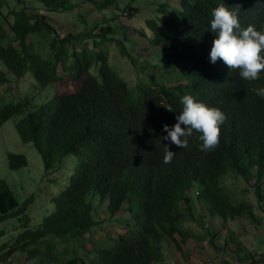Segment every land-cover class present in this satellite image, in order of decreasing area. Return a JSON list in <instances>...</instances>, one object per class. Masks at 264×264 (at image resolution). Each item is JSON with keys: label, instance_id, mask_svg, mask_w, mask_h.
Returning <instances> with one entry per match:
<instances>
[{"label": "trees", "instance_id": "1", "mask_svg": "<svg viewBox=\"0 0 264 264\" xmlns=\"http://www.w3.org/2000/svg\"><path fill=\"white\" fill-rule=\"evenodd\" d=\"M139 1L0 0V60L7 69L0 70V101L11 76L17 83L33 77V89L0 109V129L20 117L21 141L39 152L50 173L70 156L77 159L38 226L36 196L20 203L0 178V223L18 219L22 229L0 248V264H14L19 253L37 264H165L176 256L170 243L183 252L190 239L210 243L222 260L264 264V249L248 247L234 229L262 230L264 248V98L254 91L264 87V72L244 81L209 56L211 11L223 5L237 13L242 28L264 30V0H156L150 20L142 18ZM82 4L89 11L79 15V30L50 16ZM94 11L112 17L87 22ZM132 29L155 49L143 63L125 42ZM113 45L136 69L133 87L110 64ZM64 77L81 81L80 89L57 94ZM186 94L226 114L211 151L200 150L198 134L186 148L164 139L163 125L177 122ZM165 145L175 152L168 164ZM8 165L20 171L29 160L9 153ZM113 227L124 232L113 234ZM98 229L105 241L95 237ZM222 229L225 246L218 247Z\"/></svg>", "mask_w": 264, "mask_h": 264}, {"label": "rangeland", "instance_id": "2", "mask_svg": "<svg viewBox=\"0 0 264 264\" xmlns=\"http://www.w3.org/2000/svg\"><path fill=\"white\" fill-rule=\"evenodd\" d=\"M84 2L85 0H78ZM127 1V0H124ZM162 1V0H160ZM179 0H169V2L174 3ZM156 0H140L138 6L142 12L144 19L150 20L156 17L153 12L155 5H152ZM93 8H96L95 4H91ZM89 11V5L82 4V6L73 13L70 14H51L50 16L59 23L69 24L77 30L80 29L82 19L79 18L81 13L86 14ZM112 17L110 14L100 13L98 11L90 12L87 15V22L91 23L93 21L103 19L104 17ZM60 23V24H61ZM62 24V25H63ZM126 44L130 46L131 53L140 57V61L143 63L146 59H151L153 57V52L155 49L153 46L143 38L139 32L135 30H130L126 37ZM132 42V45L129 42ZM43 45V44H42ZM110 52V64L117 73L127 81V83L133 87L136 80L138 79V74L136 69L130 63V61L124 58L119 49L113 45L109 47ZM154 64H157L155 58L152 60ZM180 69L182 68L179 66ZM0 70L7 71L5 65L0 60ZM159 71V70H158ZM14 83L11 87L3 88L2 92L5 94V99L0 101V109L5 103L9 101H14V97L21 93L30 86L33 82V77L28 75L25 79L20 80L18 83L16 79L11 76ZM141 78V76H140ZM16 82V83H15ZM81 87V81L74 80L71 77H64L55 84V90L57 94L60 93H75ZM17 98V97H15ZM20 120V117H15L8 122H6L0 129V178L8 181L12 190L15 193L16 198L20 203L24 202L28 196L35 195L36 200L33 204L32 213L34 216L33 225L38 226L44 216H41V211L47 201H49L53 195H57L62 187L69 184V177L73 174L75 167L77 166V159L75 156H70L64 166L53 173L48 172L45 169L42 158L39 152L30 144H24L16 130V124ZM9 153L24 154L28 157L29 167L22 169L20 171H14L9 168L8 165V155ZM46 207V206H45ZM45 214L47 211L44 210ZM218 224L220 220L216 221ZM235 231L240 235L244 243L250 248H260L261 243L259 238L263 236V231L246 224V227L234 226ZM5 231V235L0 238V248L3 245L12 244L15 238L22 232L20 229V221L18 219H11L0 223V232ZM113 234L119 232H124L121 228L113 227L111 228ZM226 230H221V237L218 239V247L225 246ZM95 237L101 241L107 239L106 233L103 229H98L96 231ZM172 245V251L176 253V256L167 260L165 264H224V260H230L232 264H236V258L233 256L225 257L222 260L215 248L208 242H199L190 239L185 245H183V252L177 251L174 243ZM9 250V249H8ZM7 250V251H8ZM185 253V254H184ZM188 253V255H187ZM190 256L188 259L186 257ZM14 264H37L33 262H28L26 255L19 253L14 257Z\"/></svg>", "mask_w": 264, "mask_h": 264}, {"label": "clouds", "instance_id": "3", "mask_svg": "<svg viewBox=\"0 0 264 264\" xmlns=\"http://www.w3.org/2000/svg\"><path fill=\"white\" fill-rule=\"evenodd\" d=\"M210 31L215 34L209 53L210 62L221 60L231 70H238L242 80H258L264 72V30L253 26L242 28L235 11L221 5L210 13ZM256 95L264 98V87L254 89ZM182 111L176 123L163 125L164 137L179 148L188 146L189 138L198 134L200 150L208 152L219 144L220 127L227 119L218 107H209L190 94L180 98ZM183 125L184 127H181ZM175 152L165 145L163 163L172 161Z\"/></svg>", "mask_w": 264, "mask_h": 264}]
</instances>
